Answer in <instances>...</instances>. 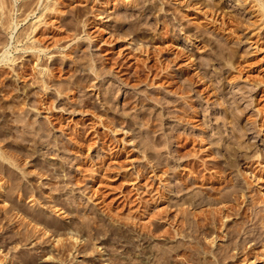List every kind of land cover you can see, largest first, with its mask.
<instances>
[{"label":"rangeland","instance_id":"1","mask_svg":"<svg viewBox=\"0 0 264 264\" xmlns=\"http://www.w3.org/2000/svg\"><path fill=\"white\" fill-rule=\"evenodd\" d=\"M8 1H10V2L8 3ZM8 1L6 0V4L8 5L7 6L8 8L5 6L4 9L5 10L11 9V11L9 10L10 16L8 15V13H6V16L10 17V19L12 20L11 22L18 21V25H17V27H15L14 24L12 23L10 28L5 30L4 29L5 27L1 26V24H0V26H1L0 27V52L2 50L1 44L3 45L5 43H7L5 47L12 49V46H14V43H13L14 40L11 36L16 35L17 32L19 33V31H21V30L24 31L26 29V27H28L30 25V22L31 23L35 22L34 19L38 18L35 16L40 14V12H38V11H40V9L42 11L43 10L42 8H44V4H45L44 1H49V3L53 4V6L56 7L55 9L57 10V11L55 10L56 12L54 11L55 13L52 12L49 17L47 16L49 21L55 23L56 25H59L61 23L60 26L64 30L66 29V27H68L66 29L65 33H68V34L71 33V36L68 37L66 40H68V39L70 40L74 34H76V33L78 34L84 23H85V28L90 33L89 34L90 36L88 38L86 36V34L83 32L79 34L80 36L76 34L77 35L76 38H74L71 41H67L69 43V45H66L65 47H53L51 45L50 49H49V54L50 53L51 54L50 55L49 54L48 55H41L43 60H41V62L40 61L39 62L42 63V65L49 64L51 66L53 62H56L57 65H60V66L65 65L66 66L65 68L67 69V71H65L64 73H60V72H57L55 70L56 75H57L56 79L59 80V82H57V83H60V84L62 83L63 85L65 84V86H68V85H70V81H72L75 77L79 78L78 79L79 83L77 85V89L75 86L72 87L71 88L72 90H70V92H68V95H69L68 98H66V99L64 98L61 101L65 105L60 103V101H59V103L55 102L56 103L55 108L50 113L45 112L41 108L36 109V107H34L35 106L34 104L36 102H38V101H36V99L37 100L40 99V95H41L43 88H40L37 83H33L31 78L28 79L27 75H25L26 77H23L21 79H17L19 81L18 82L16 80L15 71L9 72L8 78L10 77L9 80L11 79V81L12 80L14 81V82L12 81V86L16 89H11V91L13 90L12 91L13 94H9V95L4 94V91L2 90L4 87V83H3L4 80L2 77L5 76L3 74H5L4 68H6V66L4 65V61H0V132H1L0 135L2 134V136H0V145H2L4 143L3 139H6V140L7 139L8 140L14 139L15 141L16 140L21 141V139L23 138L22 132L16 131L14 128L12 130V126L18 122V121H15V119L17 118V120H18V118L21 116L24 118H25V116H26V118L28 116V118H30L31 121L34 120L35 122L33 121L32 123H30L31 125L32 124L38 125L41 122H44L42 124L43 125L45 124L44 127H46L48 130L53 129V127H52L53 123H54V125L56 123H58V121L61 119V117H63V118L67 117V119H68L67 122L69 123V128H66L62 131L57 126H56V129L54 127V129L50 131L51 133H53V132L56 133L54 135V137H55L54 142L55 143L53 144V146H51V148L47 149V148L39 146L38 149H36V151H37L36 153H38V154H36V153L32 154L33 157H35L34 161L31 160L28 163L23 162L19 165L20 167L23 165V167H21L22 168L21 170H23V171L26 170L25 173L28 174V176L30 177V180L28 179L29 177L27 176V174L25 176H23L22 173L20 174V172H22V171H20V168L18 169L16 167H14L13 165H9V167H11V168L8 169L7 171L5 170V172L0 170V264H63V263L64 264H207V262L210 264H226V263L227 264H229V263L238 264L239 261L235 260L237 257L233 258L232 256L229 255L230 257L228 256L227 258H225L226 260L225 259L223 260L221 257L222 252H220L221 250H223L222 249L223 247H226L231 243V241L229 243V240H227L225 233L228 231L227 229H230V227H231L230 225H233L234 222H231V223L228 222L227 226L229 225V227L222 226L223 232H221V234H219V236L216 238V240H213V241H215V243L212 245H211V243H213V242H211L212 240H204L203 239L204 233H202V232H200V234L195 233L194 236L196 238H194L193 232L190 231V228L186 227L187 226L186 224H184V229L186 228L187 230L185 229V232L183 233L184 236H182V237H181V235L176 236L173 234H169L167 236V234H165V233L163 234V232H162L163 227L162 226L164 225V221L162 218H160V216H162L161 213L163 210H161V209H163L166 202H163V199H162V201L159 200V199H161L160 196L161 197H163V196L169 197L172 194V200H170V201L174 202V201H176V199H174L176 197V195H179L181 192L184 194L186 193V195H187L192 191H193L192 193H194V191L201 190L204 194H206L207 191H211L212 188H210L211 187L210 183L205 184V186L200 185L199 183H198L199 185H197L196 183H193V184L191 183V184H188V185H190L189 187L187 186L188 188L187 187L185 188L186 192L184 189H183L184 191L182 190L180 192H176V191H178L177 188L179 186L181 187L182 183H180V182L183 181L182 178L180 177V175H179V177L176 176L177 172L179 171L181 175L184 174L183 177L185 176L184 178L189 179L188 180L189 182H191L190 178H193L192 177L193 174H191L190 172H187V170L189 168L187 165H185L184 162H183L184 164L182 163L183 166L179 165L180 167L176 163H172L171 164L172 167H170V169H168V172L165 173L166 175L161 171L165 167L162 164H163V159H164L163 157L166 156V150L163 147L164 142H162V141H163V139H165L166 134H168V133L170 134V133H172V131H174V130H170L168 128V127H170V125H171V127L175 125L176 131L178 132V130H179L180 131L179 133H181V134L183 133L184 135H186L185 133H189L190 131L192 133H197V131H199L200 128L201 129L203 128V126L200 125L199 122L198 123L194 122V124H188V125H183V126L178 125L179 123L177 124L175 119H172V118L170 119V118H167L165 116L166 115L165 113L168 112L169 110H174L175 107L177 109L178 106H176L174 104H176V103L179 104L178 102L183 103V101L185 103L186 99H182L183 95L184 96L188 95L190 97L192 96V98L193 97L195 98L193 100H195L196 104H198V105L195 104L196 109L197 108L201 109L200 107L203 106L202 108L212 110L213 112H215L216 114L215 113L214 114L216 116L219 114L221 115V112H223L222 108H220L222 106L218 102L216 103V101H222V99H224L225 97L226 98L228 97L227 98L228 100L230 97H231L230 99L233 98V100H234V97H235L236 100L237 99L239 100L238 103H239L241 109H243V111L245 112V114L243 112V115L241 116V118L238 119L239 123L236 124L239 127H240V125L243 124L246 127V132H248L247 133L248 135L245 133V135L241 136L242 138L241 137L239 138L241 142L243 141V150L246 149V151H249V153L247 152V155H249V154L252 155V154L259 152V154H260L259 156L264 158V143H263L264 142V23H263L264 20L263 19L264 18L259 16V12H258L259 5H257L255 3V1L253 2V0H210L211 2H209L208 5L204 4V2H203L204 0L203 1L197 0V2H195L194 0H126V1L125 0H119V1H122V3L121 2L118 3L117 2L118 0H109V1L105 0L106 2L104 0H101V2L99 0L98 1L97 0H53L54 3H57V4H54L53 1H51V0H40V1L39 0H37V1L32 0V2L30 3V8H33V11H32V13L30 12L27 15V17L25 18V14L27 13V11L25 9H27L28 7L26 8L25 4L22 5L23 4L22 2H30V1L29 0H8ZM128 1H129V3H127ZM212 1L214 4H211ZM130 2H132V3H130ZM106 3H108V4H106ZM216 4H217V6L219 5L218 6L219 8H217V9L214 8L216 6ZM220 5H222L221 6L222 9L220 8ZM9 6H10V8H9ZM154 6H157V7H154ZM210 8H211V10H210ZM4 9H0V12H1L0 18H1V16H3V14H5ZM16 10H18V11H16ZM44 10H45V8H44ZM139 10H140V12L141 11L142 12L140 13ZM3 11H4V13H3ZM97 12H99L100 15H102V16H100L99 18H96ZM101 12H102V14H101ZM202 13L206 14L205 17H204V14H202ZM117 14H118V16H116ZM119 14L121 16H124L122 14L128 15L124 19V24H122V23L120 24V22L118 21V18L120 17ZM20 15H21V17H20ZM116 17H118V18L116 19ZM213 17H215V18H213ZM4 18H5V16H4ZM57 18L58 19L60 18L59 20L62 22L59 23L58 20H56ZM212 18L215 19L214 20L215 22L212 21ZM163 19H164V21H163ZM131 20L136 21L138 23V26H140L139 28L141 29L142 32L139 31V33L145 34V36L148 39V43H149V44L147 43V45L152 47V49H154V51H156L157 49L159 50V51H157L158 52L157 55L158 56L161 55V57L159 59H163V62H165V61L168 62V59H170V57H173V54L176 55L180 51L186 52L189 56L191 55L193 58L192 57L186 58L184 56H181L182 58L179 57V59L175 60L176 62L175 61H174V63L171 62L170 65L173 67H170L171 69L169 71V74H172V77H171V75H169L167 79L165 77H163L162 80L152 81V80H150L151 76L149 78L148 77L149 75H148L147 79H146V76L142 75L140 78V82H139V80H136V81L135 80H128L127 78H125V76L123 74L124 71L121 69V64L117 65V63H114L115 61L112 60L111 56H110V54H112L114 52L124 53L127 51V50H124V48H123L124 46H122L123 44H121V42L123 40H120V39L115 40L113 35L110 34V32H108V31L115 32L116 30L122 29L123 31L125 30V32H128L127 33L128 37L127 36L126 37L131 38L133 36V33H131L129 29L126 30V28H128L127 23L129 22V24H130L132 22ZM222 20H226L229 22L227 27L226 26H223V27L219 26L218 23ZM230 20H232V21H230ZM121 22H123V21L121 20ZM161 22H163V23L167 22V23H165L166 26L168 27L167 30H169V31H167V33L166 32L164 33V30L161 28H160L161 33H159V30H160L159 27H161L163 24ZM153 24H155L156 26ZM66 25H68V26H66ZM170 26L172 27L171 29H170ZM257 26H259L260 28L262 27L261 30L260 29L256 30ZM105 27H107V28H105ZM117 27L120 29H118ZM98 28H100V29H98ZM122 30H120V31H122ZM129 32L131 34H129ZM162 34L163 35L166 34V35L163 36ZM92 35H93V37H92ZM153 36H155V37H153ZM162 36L164 39L162 38ZM134 37L135 36H133V38ZM194 37H196V38H194ZM202 37H203L204 41L199 39ZM100 38L105 40V42L101 41V43H100L99 42ZM134 41H135V44L138 43L137 40H134ZM23 43H24V41H23ZM219 44H220V46H219ZM229 46H231V49L235 50V54H233L229 51ZM218 48H219V50L221 48H223L225 55L221 54L220 55L221 57H219V55L214 56L213 54L215 52H217ZM212 50L215 52H213ZM210 52L212 53L211 55H210ZM227 52H228V54H227ZM12 53L23 54L14 63H15V65H17L15 68L17 70L18 69L21 70L23 64L26 62V64H27L26 68L28 69L26 72L27 74H29V72L31 71L30 69H32V66H35V64L38 63L37 61H35V55L30 53V52L27 53V52H22V51H20V52L13 51ZM155 55H156V52H155ZM157 55L153 56L151 63L159 60ZM211 56H212V58H211ZM209 57L212 59V61L210 60V63H212L211 64L212 67L208 68L209 71L207 70L208 71L207 73L208 74L210 73L209 74L210 79L208 80L207 77H203L202 79L197 80V78L195 77V78H193V80H191L192 81L191 87L193 89L191 88V90L188 91V93H186V94H180V93L177 94V92L175 93L176 86L184 81V78H185L184 74L186 71L191 72V74H193L194 76L202 71V69L197 68L196 65H194V66L192 65L191 67H187V64L189 62L193 61V59H194V62H203V60L205 62V59L207 61L210 59ZM216 57H219V58L217 59ZM97 58H99V59H97ZM200 59L201 60L203 59V60L201 61ZM96 60H98V61H96ZM111 61H113V62H111ZM90 62L95 63L96 64L95 67H98V68H96V72L97 73L99 72L98 73L99 77L97 80L99 81L98 85H99V88L101 91H96V90L90 88L88 85L86 86V81H87V83H89L88 81L92 77L95 76L94 72L92 73L89 71L88 65ZM172 63L175 64V66ZM218 64H220V65H218ZM220 66H222L226 70V72L224 71V73H222L221 75L216 73V71L219 72ZM195 68H196V70H195ZM79 69H83V70L80 71ZM214 69H215V71H214ZM84 72L86 74H84ZM161 75H162V71L161 72L159 71L157 76H154V77L158 78V77H161ZM163 79H165V80H163ZM150 82L152 83V85ZM159 83H161V84H159ZM174 83H178V84H174ZM29 85H31L32 87ZM26 87L27 88L29 87L28 93L30 95L28 94L29 96H26V99L24 101L27 105V106L24 105L25 112H26L25 113L24 111L22 112V110H18L19 108L15 107L14 102H16V100H14V99L16 97L18 99V96L21 95L18 99V101L19 100L21 101V99H23V98H21L23 96V93L21 91V94H20V90H22L23 88H26ZM30 88L32 90H30ZM152 88H153V90H152ZM168 88H169V91H168ZM40 89H41V91H40ZM204 90H207V93L204 92ZM83 91L86 94H84ZM103 91L104 92L108 91L109 93H107V94L111 93L110 95L114 99L113 100L110 97V99L112 101H110L111 103L108 102V103L112 104L113 107L110 104L107 105L110 107V109H111L110 111L111 112L113 111V114L116 115V116L110 115L113 122L116 119H118V118L120 119L124 116L123 118L128 119V121L131 120L130 122L135 123V125H134V123H132L133 128L130 126L131 127L130 129H126V128L125 129H119L118 127H113L114 126L113 124H106V123H105L106 125L103 123L100 124V122H99L100 118H97L96 117L97 114H95V113H98L97 112L98 109H100V108L102 109V106L100 105L101 104L100 102L96 103V97L99 96L100 97L99 100L103 101L102 100L103 98L101 99V96L104 94ZM197 91H198V93H197ZM132 93L134 95H132ZM140 93H141V96H139ZM167 93H168V95H167ZM100 94H102V95H100ZM107 94L105 92L104 96ZM147 94H149V95H147ZM175 94H176V97L178 95L179 96L178 98L182 99L183 101L174 97ZM11 95H14L13 97H15V98L11 97ZM142 95L143 96L145 95L146 97L147 96L150 97L151 95H154V96H151L152 99L151 98L148 99L146 97H143V98H145V100L142 101ZM199 95L200 96L206 95V96H204V98L202 99L199 97ZM217 95H218V97H217ZM221 95H225V96H223L224 98ZM89 96H93V97H89ZM126 96L129 98L131 97L130 99L133 100L129 105L125 104ZM209 96H210V98H209ZM10 97L13 100H11ZM137 97H141L138 100H139V102H142V104L141 103L138 104ZM153 97H155V98H153ZM88 98H89V101L91 102V104L94 103L93 106L95 105V107H94L95 109L92 108V105H91L88 107L89 110H87L89 112L85 113V112H82L83 108H81L79 106V109L77 108L76 109L77 111L75 113H69L68 112V111L72 110L71 108H73L71 106V103H74L77 105L78 103H80V100L88 99ZM71 99H73V100H71ZM154 99H158V100L156 101ZM159 99H160V101H159ZM206 99L208 102L206 101ZM217 99H219V100H217ZM75 100H77V101H75ZM161 100H163V101H161ZM92 101H94V102H92ZM170 101L172 102V104L174 106L172 105V107H171ZM229 101L233 102L232 100H229ZM105 103H107V102L104 101L103 104H105ZM217 104H219V105H217ZM234 104H235V102H234ZM124 105H126V106H124ZM14 107L16 109L15 110L16 112H13ZM65 107H66V110L64 109ZM77 107H78V105H77ZM114 107H116V108H114ZM121 107H123V108H121ZM68 108H70V109H68ZM96 108H97V111H96ZM11 109H12V111H11ZM90 110H91V113H90ZM163 110H164V112H163ZM83 111H84V109H83ZM118 113H119V115H118ZM147 113H148V116H150V114H151L150 118L147 116L148 121L152 120L151 123L150 122L148 123V121L142 122V120H143L142 117H146L145 115ZM87 114H89V115H87ZM94 114H95V116H94ZM120 114H121V117H120ZM162 114H164V117ZM22 117L19 119H22ZM155 117H156V119H155ZM201 118H203V116ZM94 119L97 121H95ZM138 119H140V121ZM165 119H166V123H165ZM260 120H262V121H260ZM77 121H79V122L76 125ZM155 121H156V125H155ZM234 121H235V119H233L231 125H235ZM47 122H49V123H47ZM80 123L84 124V125H81ZM161 123H163V124L161 125ZM157 124H159V125H157ZM93 125H94V127H93ZM111 125H113V126H111ZM194 125H195V127H194ZM57 128H58V130H57ZM8 130H11V131L15 130L16 134L15 133H13V134L9 133L7 136L3 137V135H4L3 132L8 131ZM186 130H187V132H186ZM80 131H81V133H80ZM208 132H210V131H208ZM224 133L227 134L228 131L225 130ZM259 136H260V138H259ZM66 140H68V141H66ZM71 140H73V141H71ZM22 141H23V143L24 142L27 143L26 140L22 139ZM139 141H141V142H139ZM143 141H146V142H143ZM151 141H153V143ZM184 141L185 140H182V142H179V143L178 142H170V144H169L170 146H168L167 150L169 152L172 151L170 154L173 153L172 155L174 156L175 155L174 150L177 148L178 144L183 143ZM248 141H250L251 144L253 143L250 146V149L244 148V146L249 145ZM68 142L69 143L74 142V144L77 143V144H75L76 146H80L78 144L81 143V145L85 148L82 149L83 150V152H82V150L81 151L78 150L76 147H74V145H73V147H74L73 148L71 144H68V146L66 148H64L66 150L65 151L62 150V148H61L62 144L68 143ZM86 142L88 143V145ZM107 142H109V144ZM142 142H143V144H142ZM244 142H245V144H244ZM146 143H148V144H146ZM157 144H159V145H157ZM211 144L212 145L206 144V146L216 147V145L213 142ZM107 145H108V147H106ZM147 145H148V148H146ZM160 146H161V148H160ZM188 147L191 148L192 144ZM151 148H153V149H151ZM4 149L8 150L6 147H4ZM181 149H183V150H181L182 152H185V150L187 151L186 147H182ZM251 149H253V151L255 149V151L254 152L251 151V153H250ZM38 150H39V152H38ZM109 150H111V152ZM154 150H155V152H154ZM156 150L158 151V153ZM13 151H14L13 152L14 154L19 153L18 149L13 150ZM72 151H73V153H72ZM260 151L261 152L263 151V153L261 154ZM59 153H61L60 156H59ZM62 153H63V155H62ZM157 155H159V156H157ZM242 156H240L239 158L243 159ZM158 159L162 161L161 162L162 166L159 164L160 161ZM157 161H158V163H157ZM191 161H193V160H191ZM30 163L33 165H31ZM51 163H53V164H51ZM55 163L59 165V166L57 165L56 167L57 168L60 167L59 169H61L60 171H57L60 173H57L56 175L53 174L49 170V169H51L50 166L56 165ZM155 163H157V164H155ZM262 163H264V162H262ZM256 164L257 163H255L253 165H256ZM38 165H40L41 167L37 168ZM142 165L143 166L145 165L146 167L145 166L143 167ZM258 165H261V164H258ZM24 167H26L25 170H24ZM27 167H28V169H27ZM45 167L48 168V171H45V169H46ZM108 167H110V168H108ZM140 167L142 168V171H141ZM175 167H177V168L175 169ZM183 167H185V168H183ZM43 168H44V170H43ZM40 169H41V171H40ZM177 169H178V171H177ZM34 170H35V172H34ZM28 172L31 174H29ZM50 172H51L52 176H51V174L48 175ZM173 172H175V173H173ZM207 172L212 173V170L211 171L207 170ZM232 172H234V174ZM14 173L17 174L18 179L14 178L16 176V174H14ZM18 173L22 177L19 176ZM138 173H139V175H138ZM226 173H229L228 177H227L228 180H232V179L234 180L237 176L235 171H230V172L226 171ZM40 174H42V175H40ZM65 174H66V176H65ZM12 175H14V176H12ZM38 176L40 179L38 178ZM62 176L64 178H62ZM69 176H71V177H69ZM31 177H33V178H31ZM50 177L52 178V180ZM168 177H170V178H168ZM8 178H9V180H8ZM49 179H50V181H49ZM238 179H239L240 184H242L244 192L245 193L247 192L246 193L247 197H249V195H251V194H254L256 191L257 192L255 194L258 193L257 194L258 196L262 193V192H258V190H256V191L254 190L255 192L252 193L253 190H251L250 188L249 189L246 188V185L244 184L245 179L242 176L238 177ZM46 180L48 183L50 182V184H47ZM8 181H9V183H8ZM164 181H166V182H164ZM29 182H31V184H29ZM167 182L170 183L169 186H168ZM51 183H53L55 190L57 189L56 191L54 190V187L51 186ZM21 184H23V185H21ZM1 185H3V186H1ZM216 185L217 184H215V186ZM8 186L11 187L12 189L11 188L8 189L9 188ZM17 186H19V187H17ZM22 186L24 189L21 188ZM138 186H141V187L145 186L147 188V193L144 196H148V195H150L149 194L150 192L153 193V191H154L156 196L159 197V199L157 201L158 203L157 202L153 203L151 208L149 207L152 210L158 205H159L158 207H160L159 211H158V209H157V211H155V212H158L159 214L158 213L154 214L155 215V216H153L154 218H152V214H150L151 217L149 215L150 218L147 217V214H146L147 212L145 213V211L143 210V207L140 206L141 204L139 203V201L141 199L140 197H142V196H141V194L137 193V191H136V188ZM196 186H198V187H196ZM199 186H201L202 188ZM14 187H17V188H14ZM29 187L32 188V190H34V193L38 190L36 192V196L41 197V198L38 197L39 200L38 199L30 200L31 199L30 194L32 192L29 193L31 191V189ZM58 187L61 189L59 190ZM230 187L231 186H227L226 187L227 189L225 187H224V189L221 187L220 192H223L224 190H228ZM4 188L5 189L7 188V191H5ZM52 188H53V190H52ZM194 189H196V190H194ZM206 189H208V190H206ZM8 190H10L11 192ZM171 190H172V192H171ZM3 191H5V192H3ZM27 191H29V192H27ZM9 193H12V194L9 195ZM163 193H165V194H163ZM192 193H190V194H192ZM248 193H250V194H248ZM40 194L44 195V196H41ZM49 194L52 196V198L48 197ZM8 195H9V197H7ZM125 195L127 197H124ZM29 196H30V198H29ZM55 196L57 198V201L58 202L60 201L59 203L62 204L63 206L66 203L65 206L67 209L65 208V210H69V211H66L65 214L58 213V212L54 211L53 208L49 207L50 201H52ZM260 196H261V199H264L262 197V194ZM49 199H51V200H49ZM15 201H16V203H14ZM159 201H161V202H159ZM70 204H72V205H70ZM242 204H244V203H242ZM138 206H140V208ZM158 207H156V208H158ZM191 207H193V206H189V208H191ZM192 209L190 211H193L195 213L200 214L199 213L200 211L198 210V208H196V206L194 207L193 210ZM36 211L42 212V213L44 212V215L46 214L45 215L46 218L51 217L52 219L51 218L49 219V221H48L49 223H51V221L54 220L53 222H58V223L61 222L60 225H62V226L65 224H69V223L72 224L73 230L76 229L75 233H74L75 235H73L74 237L76 236L75 239H73V238L69 237V235H66L65 233H63V230L60 231V228L58 229L59 231H56V229H54L51 226H48V227H49V229H52V230L54 229L55 234H53L54 231L53 232L51 231V232H48L47 235L42 237V235L40 233H39V235H38V233L37 234L35 233L34 235L32 233H30V232H32L31 227H33L34 225L37 224V223L35 224V222H33V220L31 219L32 214L37 213ZM155 212L153 210V213H155ZM141 213H143V214H141ZM132 216L133 217L135 216L136 219H134ZM191 216L192 215H189V217H191ZM132 218H133V220H132ZM156 218H158V219H156ZM137 220L140 222H136ZM62 222H64V224ZM143 223H147L148 226L146 224L144 225ZM150 223H152V224H150ZM154 223H155V225H154ZM40 224H41V226H40ZM141 224L144 227H142ZM150 225H151V227H150ZM37 226L43 228L44 224L38 222ZM140 226H141V228H140ZM29 227H30V229H29ZM145 227L146 228L148 227V228L146 229ZM149 227H150L151 231L148 230ZM25 228L27 231L29 229V231L27 232L25 230ZM188 229H189V232H188ZM154 231H156V232H154ZM25 232H27L28 234L30 233V235H32V236H30V235L28 236ZM151 232H152V234H150ZM161 232H162V234H161ZM185 233H186V235H185ZM145 235H147V236H145ZM213 235L215 236V233ZM60 237H61V239H59ZM64 238L65 239L67 238V240L65 241ZM197 238L199 240H196ZM55 239H59V241L55 240ZM62 241H64V242H62ZM46 242H48V243H46ZM56 242H57V244H56ZM69 242H71L72 245ZM193 243H195L194 246L196 248H194ZM83 244H86V245H83ZM208 244H210L211 246ZM251 244H253L252 240L246 241L247 247L251 246ZM259 244H257L256 246H254L252 248V250L254 251L253 252L251 250L252 253H255V251L256 252L259 251L261 253L262 249L264 251V245L260 246ZM263 244H264V242H263ZM46 245H48V246H46ZM71 246H72V248L74 246V248L72 249ZM47 247H49V250L47 249ZM67 248L69 250L71 248L72 250H70V252H69V250ZM80 248H83V249H80ZM44 249H46L47 251H45ZM207 249L209 252L207 251ZM61 251H63V252H61ZM229 251H231V249ZM63 253H65V254H63ZM262 254H263V258H264V253L262 252ZM60 255H62V256H60ZM216 256L219 258L217 259ZM208 258H209V260H208ZM210 258H211V260H210ZM220 258L222 260H219ZM263 258L262 257L259 258L260 261L258 260L259 262H256L255 264H264Z\"/></svg>","mask_w":264,"mask_h":264},{"label":"bare ground","instance_id":"2","mask_svg":"<svg viewBox=\"0 0 264 264\" xmlns=\"http://www.w3.org/2000/svg\"><path fill=\"white\" fill-rule=\"evenodd\" d=\"M8 1V0H7ZM30 2H22L23 4L22 5H24L25 4V7L27 8V9H25L26 11H27V13L25 14V18L27 17V15L31 12L32 13V11H33V8H30V3L32 2V0H29ZM37 1V0H36ZM40 1V0H39ZM51 1H53V0H51ZM98 1V0H97ZM100 2H101V0H99ZM105 1V0H104ZM109 1V0H108ZM126 1V0H125ZM195 2H197V0H194ZM203 1V0H202ZM255 1V3L257 4V5H259V7H258V12H259V16H261V17H263L264 18V0H253V2ZM10 1H8V3H9ZM45 2V4H44V8H45V10H44V8H42L43 10L41 11V9H40V11H38V12H40V14L39 15H36L35 17H38V18H35L34 20H35V22H30V25L28 26V27H26V29L23 31V30H21V31H19V33L17 32V34L16 35H14V36H11L12 38H13V40H14V46H12V49H10V48H7V47H5L6 46V44L7 43H5V44H1V48H2V50H1V52H0V61H4V65L6 66V68H4V71H5V74H3V75H5L4 77H2L3 78V83H4V87H3V91H4V94H13L12 93V91H11V89H16V88H14L13 86H12V81H11V79L9 80V78H8V73L9 72H11V71H15V76H16V80L17 79H21V78H23V77H26L25 75H27L28 76V79L29 78H31L32 79V82L33 83H37L38 85H39V87L40 88H43V90H42V92H41V95H40V99H36V101H38V102H36L34 105V107H36V109H39V108H41L42 110H44L45 112H47V113H50V112H52L53 111V109L55 108V102H57V103H59V101H60V103H62V104H64L63 102H61L64 98L66 99V98H68V92H70V90H72L71 88L72 87H76V89H77V85H78V83H79V78H77V77H75L72 81H70V85H68V86H65V84L63 85L62 83L60 84V83H57V82H59V80L58 79H56V77H57V75H56V71L57 72H60V73H64L65 71H67V69L65 68L66 66L64 65V66H60V65H57V63L56 62H53L52 63V65L50 66L49 64H46V65H42V63H40L41 62V60H43V58H42V56L41 55H48L49 54V49H50V46L52 45L53 47H65L66 45H69V43L67 42V41H71V40H73L74 38H76L77 37V35H79L80 33H85L86 34V36L89 38V32H88V30L85 28V23L83 24V26H82V28L80 29V31H79V33L76 35V34H74L73 35V37H71V39L69 40H66L68 37H70L71 36V33H65V31H66V29L68 28V27H66V26H68V25H66L65 27H66V29L64 30V29H62V27L60 26V22H62V21H60L58 18L56 19V20H58V22L60 23L59 25H56L55 23H53V22H51V21H49V19H48V17L51 15V13L52 12H54L56 9V7L55 6H53V4H50L49 3V1H44ZM106 2V1H105ZM118 3L119 2H121L122 3V1H117ZM124 2V1H123ZM199 2V1H198ZM204 2V4L206 5H208L209 4V2H211L210 0H204L203 1ZM53 3H54V1H53ZM99 3V2H98ZM104 3V2H103ZM127 3H129V1L127 2ZM130 3H132V2H130ZM155 3V2H154ZM216 3V2H215ZM39 4V3H38ZM54 4H57V3H54ZM106 4H108V3H106ZM126 4V3H125ZM211 4H214L213 3V1H212V3ZM219 4V3H218ZM10 5V4H9ZM20 5V4H19ZM27 5V6H26ZM33 5V4H32ZM103 5V4H102ZM136 5V4H135ZM204 5V6H205ZM7 7L8 5L6 4V0H0V9H4V7ZM12 6V5H11ZM21 6V5H20ZM42 6V5H41ZM214 6V5H213ZM212 6V7H213ZM219 6V5H218ZM217 6V4H216V6L214 7L215 9H217V8H219ZM222 5H220V8L222 9V7H221ZM34 7V6H33ZM152 7V6H151ZM154 7H157V6H154ZM8 8V7H7ZM9 8H10V6H9ZM20 8V7H19ZM23 8V7H22ZM134 8V7H133ZM132 8V9H133ZM208 8V7H207ZM39 9V8H38ZM98 9V8H97ZM103 9V8H102ZM136 9V8H135ZM147 9V8H146ZM5 10V9H4ZM10 11H11V9H9ZM9 10H5V14H3L4 13V11H3V16H1V18H0V24H1V26H3V27H5L4 29L6 30V29H8V28H10V26H11V24L13 23L14 24V26L15 27H17V25H18V21H14V22H11L12 20L10 19V17H7L6 16V13H8V15H9ZM23 10V9H22ZM126 10V9H125ZM201 10V9H200ZM210 10H211V8H210ZM16 11H18V10H16ZM57 11V10H56ZM55 11V12H56ZM94 11V10H93ZM101 11V10H100ZM149 11V10H148ZM204 11V10H203ZM213 11V10H212ZM217 11V10H216ZM25 12V11H24ZM54 12V13H55ZM138 12V11H137ZM139 12H140V10H139ZM142 12V11H141ZM140 12V13H141ZM152 12V11H151ZM154 12V11H153ZM1 13V12H0ZM85 13V12H84ZM94 13V12H93ZM123 13V12H122ZM131 13V12H130ZM205 13V12H204ZM204 13H202V14H204ZM207 13V12H206ZM216 13V12H215ZM20 14V13H19ZM101 14H102V12H101ZM1 15V14H0ZM32 15V14H31ZM104 15V14H103ZM120 15V14H119ZM122 15H124V16H121L120 15V17L118 18V17H116V19L118 18V21L120 22V24L122 23V24H124V19L128 16L127 14L125 15V14H122ZM134 15V14H133ZM132 15V16H133ZM136 15V14H135ZM161 15V14H160ZM205 15L206 14H204V17H205ZM4 16H5V18H4ZM10 16V15H9ZM48 16V17H47ZM96 18H99L100 16H102V15H100V13L99 12H97V14H96ZM116 16H118V14L116 15ZM137 16V15H136ZM209 16V15H208ZM207 16V17H208ZM211 16V15H210ZM18 17V16H17ZM20 17H21V15H20ZM19 18V17H18ZM24 18V19H25ZM90 18V17H89ZM108 18V17H107ZM135 18V17H134ZM209 18V17H208ZM213 18H215V17H213ZM212 18V21L213 22H215L214 20L215 19H213ZM233 18V17H232ZM231 18V19H232ZM23 19V18H22ZM38 19V20H37ZM81 19V18H80ZM133 19V18H132ZM223 19V18H222ZM37 20V21H36ZM109 20V19H108ZM121 20L123 21V22H121ZM262 20V19H261ZM264 20V19H263ZM132 21V20H131ZM163 21H164V19H163ZM210 21V20H209ZM217 21V20H216ZM230 21H232V20H230ZM126 22V21H125ZM157 22V21H156ZM262 22V21H261ZM161 23H163V22H161ZM165 23H167V22H165ZM165 23H163L162 24V26L161 27H159V29L161 28V29H163L164 30V33L166 32L167 33V31H169V30H167V26H166V24ZM264 23V22H263ZM119 24V23H118ZM219 26H226L227 27V25L229 24V22L228 21H226V20H222V21H220L219 23ZM217 24V25H218ZM262 24V23H261ZM80 25V24H79ZM127 25H128V28H126V30L127 29H129L130 30V32L131 33H133V36H135L134 38H133V36L131 37V38H127L128 36H127V33L128 32H125V30L123 31L122 29H120V28H118V29H120V30H122V31H120V30H116L115 32H113V31H108V32H110V34H112L113 35V37L115 38V40L116 39H120V40H123L122 42H121V44H123L122 46H124L123 48H124V50H127L126 52H124V53H122V52H114V53H112V54H110V56H111V59L112 60H114L115 62L114 63H117V65L118 64H121V69L124 71L123 72V74H124V76H125V78H127L128 80H139V82H140V78H141V76L142 75H145L146 76V79H147V76L150 78V76H151V78H150V80H152V81H158V80H162V78L163 77H165L166 79L168 78V76L169 75H171V77H172V74H169V71H170V67H173V66H171L170 65V63L171 62H173L174 63V61L175 60H177V59H179V57H181V56H184V57H186V58H190V57H192L191 55L189 56L186 52H184V51H180L178 54H176V55H174L173 54V57H170V59H168V62H163V59H159L160 57H161V55L160 56H158L157 55V51H159L158 49L156 50V51H154V49H152V47H150V46H148L147 45V43H148V39H147V37L145 36V34H141V33H139V31H141V29L139 28L140 26H138V23L136 22V21H132L130 24H129V22L127 23ZM153 25H155V24H153ZM172 25V24H171ZM0 26V27H1ZM97 26V25H96ZM108 26V25H107ZM117 26V25H116ZM120 26V25H119ZM156 26V25H155ZM153 27V26H152ZM218 27V26H217ZM256 27V26H255ZM71 28V27H70ZM79 28V27H78ZM95 28V27H94ZM105 28H107V27H105ZM157 28V27H156ZM172 27L170 26V29H171ZM262 28V27H261ZM261 28L259 27V26H257V28H256V30H258V29H260L261 30ZM98 29H100V28H98ZM104 29V28H103ZM161 29L159 30V33H161L160 31H161ZM223 29V28H222ZM90 30V29H89ZM102 30V29H101ZM113 30V29H112ZM115 30V29H114ZM14 31V30H13ZM120 31V32H119ZM74 32V31H73ZM76 32V31H75ZM129 32V34H131ZM142 32V31H141ZM259 32V31H258ZM98 33V32H97ZM261 33V32H260ZM38 34V35H37ZM73 34V33H72ZM93 34V33H92ZM99 34V33H98ZM147 35V34H146ZM163 35V34H162ZM164 35H166V34H164ZM163 35V36H164ZM193 35V34H192ZM257 35V34H256ZM80 36V35H79ZM127 36V37H126ZM159 36V35H158ZM161 36V35H160ZM163 36H162V38H163ZM92 37H93V35H92ZM153 37H155V36H153ZM84 38V37H83ZM91 38V37H90ZM111 38V37H110ZM149 38V37H148ZM157 38V37H156ZM155 38V39H156ZM194 38H196V37H194ZM93 39V38H92ZM106 39V38H105ZM153 39V38H152ZM160 39V38H159ZM164 39V38H163ZM200 40H202V41H204V39H203V37L202 38H199ZM208 39V38H207ZM77 40V39H76ZM134 40H137V44H135V41ZM10 41V40H9ZM23 41H24V43H23ZM101 41L103 42H105V40H103L102 38H100L99 39V42L101 43ZM108 41V40H107ZM80 42V41H79ZM110 42V41H109ZM120 42V41H119ZM114 43V42H113ZM205 43V42H204ZM104 44V43H103ZM149 44V43H148ZM206 44V43H205ZM101 45V44H100ZM154 45V44H153ZM210 45V44H209ZM3 46V47H2ZM219 46H220V44H219ZM11 47V46H10ZM215 47V46H214ZM154 48V47H153ZM217 48V47H216ZM228 48V47H227ZM213 49V48H212ZM225 49V48H224ZM118 50V49H117ZM180 50V49H179ZM214 50V49H213ZM212 50V51H213ZM218 50H219V48H218ZM217 50V52H215V51H213V52H215L213 55L214 56H217V55H219V57H221L220 55L222 54H224V50H223V48H221L219 51ZM13 51H17V52H20V51H22V52H27V53H32V54H34L35 55V61H37L38 63H36L35 64V66H32V69H30L31 71L29 72V74H27L26 72H27V68H26V62L23 64V66H22V68H21V70L20 69H16L15 67L17 66V65H15V61L18 59V58H20L23 54H21V53H17V54H15V53H12ZM116 51V50H115ZM120 51V50H119ZM162 51V50H161ZM160 51V52H161ZM229 51L231 52V53H233V54H235V50L234 49H231V46H229ZM155 52H156V55H157V57H158V59L159 60H157L156 62L154 61V62H152L151 63V61H152V58H153V56H156L155 55ZM229 52V53H230ZM171 53V52H170ZM174 53V52H173ZM209 53V52H208ZM25 54V53H24ZM51 54V53H50ZM49 54V55H50ZM212 53L210 52V55H211ZM227 54H228V52H227ZM27 55V54H26ZM86 55V54H85ZM84 55V56H85ZM225 55V54H224ZM230 55V54H229ZM233 56V55H232ZM156 57V58H157ZM219 57H216L217 59L219 58ZM51 58V57H50ZM110 58V57H109ZM182 58V57H181ZM193 58V57H192ZM191 58V59H192ZM210 58V57H209ZM208 58V59H209ZM211 58H212V56H211ZM209 59L208 61L205 59V62H204V60H203V62H194V59H193V61H191V62H189L188 64H187V67H191L192 65L194 66V65H196V67L197 68H199V69H202V71L201 72H199L198 74H196L195 76L193 75V74H191V72H189V71H186L185 72V74H184V76H185V78H184V81L183 82H181L179 85H177L176 86V90H175V93L177 92V94L178 93H180V94H186V93H188V91H190L191 90V84H192V81L191 80H193V78H197V80L198 79H202L203 77H207L208 78V80L210 79V76H209V74L207 73L209 70H208V68H210V67H212L211 66V64L212 63H210V60L212 61V59ZM215 58V59H216ZM85 59V58H84ZM90 59V58H89ZM97 59H99V58H97ZM106 59V58H105ZM108 59V58H107ZM110 59V60H111ZM214 59V60H215ZM88 60V59H87ZM166 60V59H165ZM189 60V59H188ZM201 60V59H200ZM201 60V61H202ZM40 61V62H39ZM85 61V60H84ZM96 61H98V60H96ZM94 62V61H93ZM93 62H90L89 63V71L90 72H94L95 73V76L94 77H92L88 82L89 83H87V81H86V86L88 85L90 88H92V89H94V90H96V91H101L100 90V88H99V85H98V77H99V75H98V73L96 72V68H98V67H95L96 66V64L95 63H93ZM111 62H113V61H111ZM160 62V63H159ZM176 62V61H175ZM178 62V61H177ZM2 63V62H1ZM14 63V64H13ZM23 63V62H22ZM79 63V62H78ZM172 63V64H173ZM17 64V63H16ZM164 64V65H163ZM179 64V63H178ZM3 65V66H4ZM34 65V64H33ZM54 65V66H53ZM160 65V66H159ZM162 65V66H161ZM174 66H175V64H173ZM218 65H220V64H218ZM223 65V64H222ZM2 66V67H3ZM78 66V65H77ZM224 66V65H223ZM226 66V65H225ZM186 67V68H187ZM185 68V69H186ZM220 68V69H219ZM218 69H219V72H217L216 71V73H218L219 75H221L222 73H224V71L226 72V70H225V68H223L222 66H220ZM217 69V68H216ZM227 69V68H226ZM56 70V71H55ZM80 71H82L83 69H79ZM175 70V69H174ZM187 70V69H186ZM195 70H196V68H195ZM208 70V71H207ZM229 70V69H228ZM85 71V70H84ZM99 71V70H98ZM117 71V70H116ZM159 71L161 72L162 71V75H161V77H154V76H157V74L159 73ZM214 71H215V69H214ZM230 71V70H229ZM122 72V71H121ZM175 72V71H174ZM196 72V71H195ZM228 72V71H227ZM80 73V72H79ZM106 73V72H105ZM164 73V74H163ZM172 73V72H171ZM179 73V72H178ZM84 74H86L85 72H84ZM117 74V73H116ZM122 74V75H123ZM91 75V74H90ZM144 76V77H145ZM183 76V75H182ZM218 76V75H217ZM223 77V76H222ZM120 78V77H119ZM178 78V77H177ZM122 79V78H121ZM180 79V78H179ZM25 80V79H24ZM81 80V79H80ZM163 80H165V79H163ZM174 80V79H173ZM172 80V81H173ZM18 81V80H17ZM27 81V80H26ZM149 81V80H148ZM205 81V80H204ZM203 81V82H204ZM14 82V81H13ZM19 82V81H18ZM101 82V81H100ZM206 82V81H205ZM151 83V82H150ZM195 83V82H194ZM15 84V83H14ZM100 84V83H99ZM148 84V83H147ZM157 84V83H156ZM159 84H161V83H159ZM174 84H178V83H174ZM3 85V84H2ZM151 85H152V83H151ZM200 85V84H199ZM211 85V84H210ZM213 85V84H212ZM29 86H31V85H29ZM53 86V87H52ZM85 86V87H86ZM135 86V85H134ZM158 86V85H157ZM170 86V85H169ZM193 86V85H192ZM13 87V88H12ZM32 87V86H31ZM38 87V86H37ZM79 87V86H78ZM207 87V86H206ZM22 88V87H21ZM161 88V87H160ZM165 88V87H164ZM173 88V87H172ZM212 88V87H211ZM215 88V87H214ZM221 88V87H220ZM20 89V88H19ZM39 89V88H38ZM150 89V88H149ZM159 89V88H158ZM162 89V88H161ZM193 89V88H192ZM205 89V88H204ZM213 89V88H212ZM30 90H32L31 88H30ZM74 90V89H73ZM81 90V89H80ZM108 90V89H107ZM137 90V89H136ZM152 90H153V88H152ZM151 90V91H152ZM201 90V89H200ZM15 91V90H14ZM21 91H22V93H23V96L21 97V98H23V99H21V101L19 100L18 101V99H19V97L21 96V95H19L18 96V99H17V97L15 98V97H13L14 95H11V97H13V98H15L14 100H16V102H14V104H15V107L16 108H19L18 110H22V112L24 111L25 112V108H24V105L25 106H27L26 105V103L24 102L25 101V99H26V96H29L30 94L28 93L29 92V87L27 88H23L22 90H20V94H21ZM40 91H41V89H40ZM147 91V90H146ZM162 91V90H161ZM168 91H169V88H168ZM167 91V92H168ZM171 91V90H170ZM214 91V90H213ZM16 92V91H15ZM86 92V91H85ZM106 92V94L107 93H109L108 91H105ZM105 92L103 91V93L105 94ZM172 92V91H171ZM204 92H206L207 93V90H204ZM215 92V91H214ZM17 93V92H16ZM36 93V92H35ZM74 93V92H73ZM83 93H84V91H83ZM100 93V92H99ZM145 93V92H144ZM196 93V92H195ZM197 93H198V91H197ZM216 93V92H215ZM222 93V92H221ZM220 93V94H221ZM18 94V93H17ZM29 94V95H28ZM34 94V93H33ZM38 94V93H37ZM36 94V95H37ZM70 94V93H69ZM84 94H86V93H84ZM104 94L102 95V94H100V95H102L101 96V99L103 100V101H101V100H99V96H97L96 97V103L97 102H100L101 104V106H102V109L100 108V109H98V111H97V108H96V111L98 112V113H95V114H97V118H100V124L101 123H103V124H113V125H111V126H113V127H118L119 129H130L131 127H132V123H134V122H130V121H128V119H126V118H118V119H116L114 122H113V120L111 119V117H110V115L112 116V115H114V116H116L115 114H113V111L111 112L110 110V107L109 106H107L108 104H110L111 102L110 101H112L111 99H110V97L112 98V96L110 95V94H107V95H105L104 96ZM113 94V93H112ZM150 94V93H149ZM149 94H147V95H149ZM164 94V93H163ZM190 94V93H189ZM200 94V93H199ZM204 94V93H203ZM210 94V93H209ZM32 95V94H31ZM35 95V94H34ZM132 95H134L133 93H132ZM146 95V94H145ZM143 96L142 95V101H144L145 100V98H143V97H146V96ZM155 95V94H154ZM154 95H151V96H154ZM162 95V94H161ZM167 95H168V93H167ZM226 95V94H225ZM225 95H221L222 97L223 96H225ZM7 96V95H6ZM139 96H141V93H140V95ZM146 97V98H148V99H152V97ZM204 96H206V95H204ZM204 96L202 95V96H200L199 95V97L200 98H204ZM233 96V95H232ZM235 96V95H234ZM10 97V98H11ZM35 97V96H34ZM71 97V96H70ZM84 97V96H83ZM89 97H93V96H89ZM162 97V96H161ZM174 97H176V94L174 95ZM179 96L177 95V97L176 98H178ZM196 97V96H195ZM217 97H218V95H217ZM216 97V98H217ZM36 98V97H35ZM131 98V97H130ZM129 97H127L126 96V102H125V104L126 105H129L133 100H131ZM134 98V97H133ZM141 97H137V100L138 99H140ZM153 98H155V97H153ZM160 98V97H159ZM164 98V97H163ZM162 98V99H163ZM209 98H210V96H209ZM224 98V97H223ZM228 98V97H227ZM226 97L224 98V99H222V101H216V103L218 102L222 107H220V108H222V110H223V112H221V115L219 114V115H215L216 113L215 112H213L212 110H208V109H205V108H202V107H200L201 109H196V107H195V104H196V101L195 100H193V99H195L194 97L192 98V96L190 97V96H184L183 95V98L182 99H186L185 100V103H184V101L182 100V99H180V98H178V99H180V100H182L183 101V103H180V102H178L179 104H174V105H176V106H178L177 107V109H176V107H175V109L174 110H167L168 112H166L165 114V116L167 117V118H172V119H175V121L177 122V124L178 125H188V124H194V122H199V124L200 125H202L203 126V128L201 129H199V131H197V133H192L191 131L189 132V133H185L186 135H184L183 133L181 134V133H179L180 131L178 130V132L176 131V126L174 125V126H172L171 127V125H170V127H168L170 130H174V131H172V133H168V134H166L165 135V139H163V141L162 142H164V149L166 150V156L165 157H163L164 159H163V166H165L164 167V169L163 170H161L164 174L166 173V172H168V169H170V167H172L171 166V164L172 163H176L178 166L179 165H182V163L184 162L185 163V165H187L188 166V170H187V172H190L191 174H193V178H190V180H191V182H189L188 180L189 179H187V178H184L183 177V175L184 174H180V172L178 171V169H177V175L176 176H178L179 177V175H180V177L182 178V182H180V183H182L181 184V187L179 186L178 188H177V190L178 191H176V192H180V191H182L183 189L185 190V188L188 186H190V185H188V184H193V183H196L197 185H204L205 186V184H207V183H210L211 184V187L210 188H212V190L211 191H207V195L206 194H204L201 190H197V191H194V193H192V192H190V193H192V194H187L186 195V193L184 194V193H180L179 195H176V197L174 198V199H176V201H174V202H172V201H170V200H172V194H171V196H169V197H166V196H163V197H161L160 196V198L161 199H159V197H157L156 196V194L154 193V191H153V193H149L150 195H148V196H144L146 193H147V188L145 187V186H138L137 188H136V191H137V193H139V194H141V196L142 197H140L141 199H140V201H139V203L141 204L140 206H142L143 207V210L145 211V213L147 214V217H149V215L150 214H152V218H154L153 216H155L154 214H156V213H158V212H155V211H157V209H158V211H159V208L160 207H158V206H156V207H158V208H154L153 210H154V212L155 213H153V210L152 209H150L151 208V206L153 205V203H156L157 201H158V199L159 200H161L162 201V199H163V202H166V204L164 205V207H163V209H161V210H163L162 211V213H161V215L162 216H160V218H162L163 219V221H164V225L162 226L163 227V230H162V232H163V234L165 233V234H167V236L169 235V234H173V235H178V236H180L181 235V237L182 236H184L183 235V233L185 232V229H184V224H186L185 226L186 227H188V228H190V231L191 232H193V237L194 238H196L195 236H194V234L195 233H199L200 234V232H202V233H204V240H212L211 242H213V243H211V245L212 244H214L215 243V241H213V240H216V238L219 236V234H221V232H223V230H222V226H226V227H229V225L227 226V223L228 222H234L233 223V225H230L231 227H230V229H227L228 231L225 233L226 235V238H227V240H229V243H230V241H231V243L228 245V246H226V247H223L222 249L224 250H219L220 252H222L221 253V257H222V259L224 260L225 258H227L229 255L230 256H232L233 258L235 257H237L235 260H237V261H239L238 262V264H255L256 262H259L260 260H259V258H263V254H262V252L264 253V251H263V249H262V252L260 253L259 251H255V253H252V248L254 247V246H256L257 244H259L260 246H263L264 244H263V242H264V199H261V194H262V197L264 198V163H262V162H264V158L263 157H261V156H259L260 154H259V152H257V153H255V154H252V155H247V152L249 153V151H246V149L245 150H243V141L241 142L240 141V137L241 136H243V135H245V133L247 134L248 132H246V127L242 124V125H240V127L239 126H237L236 124L237 123H239V121H238V119L239 118H241V116L243 115V109H241V107H240V105H239V103H238V99L236 100L235 99V97H234V100H233V98L232 99H230L229 98V100H232L233 102H230L228 99H227ZM93 99V98H92ZM113 99V98H112ZM165 99V98H164ZM11 100H13L12 98H11ZM31 100V99H30ZM70 100V99H69ZM71 100H73V99H71ZM99 100V101H98ZM114 100V99H113ZM124 100V101H125ZM131 100V101H130ZM147 100V99H146ZM154 100H158V99H154ZM197 100V99H196ZM217 100H219V99H217ZM75 101H77V100H75ZM95 101V100H94ZM94 101H92V102H94ZM104 101H106L107 103H105V104H103V102ZM135 101V100H134ZM151 101V100H150ZM159 101H160V99H159ZM161 101H163V100H161ZM169 101V100H168ZM175 101V100H174ZM201 101V100H200ZM199 101V102H200ZM205 101V100H204ZM206 101H207V99H206ZM65 102V101H64ZM73 102V101H72ZM108 102H110V103H108ZM138 102V104L139 103H141L142 104V102H139V100L137 101ZM171 102V101H170ZM198 102V101H197ZM208 102V101H207ZM234 102H235V104H234ZM29 103V102H28ZM33 103V102H32ZM31 103V104H32ZM136 103V102H135ZM159 103V102H158ZM164 103V102H163ZM169 103V102H168ZM174 103V102H173ZM94 104V103H93ZM93 104H91V102L89 101V98L88 99H82V100H80V103H78L77 105H78V107H77V105L76 104H74V103H71V106L73 107V108H71L72 110L71 111H68L69 113H75L77 110V108L79 109V106L81 107V108H83L84 109V111H83V109H82V112H89V111H87V110H89L88 109V107L89 106H91L92 105V108H94L95 107V105L93 106ZM171 104V107H172V102L170 103ZM201 104V103H200ZM219 104H217V105H219ZM234 104V105H233ZM33 105V104H32ZM65 105V104H64ZM110 105H112V104H110ZM126 105H124V106H126ZM144 105V104H143ZM142 105V106H143ZM163 105V104H162ZM173 105V106H174ZM196 105H198V104H196ZM207 105V104H206ZM59 106V105H58ZM57 106V107H58ZM67 106V105H66ZM135 106V105H134ZM168 106V105H167ZM214 106V105H213ZM15 107H14V110H13V112H16L15 110ZM69 107V106H68ZM112 107H113V105H112ZM156 107V106H155ZM170 107V106H169ZM205 107V106H204ZM62 108V107H61ZM114 108H116V107H114ZM121 108H123V107H121ZM157 108V107H156ZM163 108V107H162ZM210 108V107H209ZM13 109V108H12ZM12 109H11V111H12ZM65 110H66V107L64 108ZM63 109V110H64ZM68 109H70V108H68ZM95 109V108H94ZM118 109V108H117ZM165 109V108H164ZM17 110V111H18ZM86 110V111H85ZM123 110V109H122ZM157 110V109H156ZM245 110V109H244ZM79 111V110H78ZM116 112V111H115ZM114 112V113H115ZM118 112V111H117ZM163 112H164V110H163ZM162 112V113H163ZM26 113V112H25ZM90 113H91V110H90ZM94 113V112H93ZM120 113V112H119ZM119 113H118V115H119ZM159 113V112H158ZM215 113V114H214ZM80 114V113H79ZM95 114H94V116H95ZM145 114V113H144ZM150 114V113H149ZM244 114H245V112H244ZM26 115V114H25ZM31 115V114H30ZM46 115V114H45ZM50 115V114H49ZM87 115H89V114H87ZM93 115V114H92ZM153 115V114H152ZM156 115V114H155ZM158 115V114H157ZM160 115V114H159ZM163 115V117H164V114H162ZM263 115V114H262ZM51 116V115H50ZM71 116V115H70ZM113 116V117H114ZM146 117H142V122H146V121H148L147 120V116H148V113L145 115ZM150 116H151V114H150ZM150 116H148L149 118H150ZM203 116V118H201ZM22 117V116H21ZM21 117H19V118H21ZM54 117V116H53ZM69 117V116H68ZM85 117V116H84ZM89 117V116H88ZM118 117V116H117ZM120 117H121V114H120ZM165 117V118H166ZM18 118V120H17V118L15 119V121H18L16 124H14L13 126H12V130H13V128L16 130V131H21L22 132V136H23V140H26L27 141V143H23V141H22V139H21V141H15L14 139L13 140H6V139H3L4 140V143L2 144V145H0V170L1 171H4L5 172V170L7 171L8 169H10L11 167H9V165H13L14 167H16V168H20V171H22V172H20V174L22 173V175L23 176H25L27 173H25L26 172V170H25V168L26 167H24V170L25 171H23V170H21L22 168L21 167H23V165L20 167L19 165L21 164V163H23V162H25V163H28L29 161H34L35 159V157H33V155L32 154H34V153H36L37 151H36V149H38V147L39 146H41V147H44V148H51V146H53V144L55 143L54 142V135L56 134V133H51L50 131L51 130H53L54 129V127H55V129H56V126L62 131V130H64V129H66V128H69V123L67 122V117H65V118H63V117H61V119L58 121V123H56L55 125H54V123H53V125H52V127H53V129H47L46 127H44V125L42 124V123H44V122H41L40 124H36V125H31L30 123H32L33 121H31L30 120V118H28V116H27V118H26V116H25V118L24 117H22V119H19ZM33 118V117H32ZM35 118V117H34ZM38 118V117H37ZM46 118V117H45ZM116 118V117H115ZM39 119V118H38ZM54 119V118H53ZM56 119V118H55ZM145 119V120H144ZM155 119H156V117H155ZM233 119H235V125H231L232 124V121H233ZM37 120V119H36ZM95 120V119H94ZM139 121H140V119H138ZM158 120V119H157ZM160 120V119H159ZM237 120V121H236ZM48 121V120H47ZM50 121V120H49ZM52 121V120H51ZM56 121V120H55ZM95 121H97V120H95ZM152 121V120H151ZM151 121H148V123L150 122L151 123ZM243 121V120H242ZM260 121H262V120H260ZM14 122V121H13ZM35 122V121H34ZM70 122V121H69ZM78 122L79 121H77L76 122V125L78 124ZM81 122V121H80ZM92 122V121H91ZM98 122V123H99ZM141 122V123H142ZM159 122V121H158ZM162 122V121H161ZM233 122V123H234ZM20 123V124H19ZM47 123H49V122H47ZM97 123V122H96ZM165 123H166V119H165ZM169 123V122H168ZM81 124V123H80ZM94 124V123H93ZM105 124V125H106ZM153 124V123H152ZM160 124V123H159ZM159 124H157V125H159ZM163 123H161V125H162ZM81 125H84V124H81ZM88 125V124H87ZM92 125V124H91ZM134 125H135V123H134ZM144 125V124H143ZM155 125H156V121H155ZM160 125V126H161ZM246 125V124H245ZM104 126V125H103ZM109 126V125H108ZM131 126V127H130ZM150 126V125H149ZM165 126V125H164ZM197 126V125H196ZM201 126V127H202ZM48 127V126H47ZM82 127V126H81ZM84 127V126H83ZM93 127H94V125H93ZM110 127V126H109ZM142 127V126H141ZM192 127V126H191ZM194 127H195V125H194ZM262 127V126H261ZM58 128H57V130H58ZM133 128V127H132ZM155 128V127H154ZM160 128V127H159ZM179 128V127H178ZM229 128V129H228ZM113 129V128H112ZM145 129V128H144ZM165 129V128H164ZM187 129V128H186ZM194 129V128H193ZM213 129V130H212ZM250 129V128H249ZM11 131V130H8V131H4L3 133H4V135H3V137L4 136H7L9 133L10 134H13V133H15L16 131ZM79 130V129H78ZM84 130V129H83ZM88 130V129H87ZM135 130V129H134ZM151 130V129H150ZM225 130H227L228 131V133L227 134H225L224 133V131ZM252 130V129H251ZM250 130V131H251ZM89 131V130H88ZM109 131V130H108ZM114 131V130H113ZM208 131H212L211 133L210 132H208ZM50 132V133H49ZM123 132V131H122ZM170 132V131H169ZM183 132V131H182ZM186 132H187V130H186ZM194 132V131H193ZM259 132V131H258ZM1 133V132H0ZM20 133V132H19ZM18 133V134H19ZM80 133H81V131H80ZM128 133V132H127ZM126 133V134H127ZM142 133V132H141ZM165 133V132H164ZM257 133V132H256ZM16 134V133H15ZM21 134V133H20ZM83 134V133H82ZM248 135V134H247ZM0 136H2V134L0 135ZM19 136V135H18ZM46 136V137H45ZM49 136V137H48ZM57 136V135H56ZM142 136V135H141ZM82 137V136H81ZM85 137V136H84ZM88 138V137H87ZM242 138V137H241ZM259 138H260V136H259ZM144 139V138H143ZM146 139V138H145ZM252 139V138H251ZM78 140V139H77ZM80 140V139H79ZM82 140V139H81ZM182 140H185L183 143H180V144H178L179 142H182ZM242 140V139H241ZM247 140V139H246ZM245 140V141H246ZM253 140V139H252ZM251 140V141H252ZM66 141H68V140H66ZM70 141V140H69ZM71 141H73V140H71ZM75 141V140H74ZM107 141V140H106ZM157 141V140H156ZM256 141V140H255ZM254 141V142H255ZM139 142H141V141H139ZM143 142H146V141H143ZM143 142H142V144H143ZM152 143H153V141H151ZM170 142H178L177 144H178V146H177V148L174 150V152H175V157L172 155V154H170L171 152H169L168 150H167V148H168V146H170L169 144H170ZM214 143L215 145H216V147H213V146H206V144H210V145H212L211 143ZM249 142V145H246V146H244V148H249L250 149V146L253 144H251V142L250 141H248ZM247 142V143H248ZM87 143V142H86ZM103 143V142H102ZM101 143V144H102ZM108 144H109V142H107ZM159 143V142H158ZM246 143V144H247ZM264 143V142H263ZM61 144V143H60ZM68 144H71L72 145V147H73V145H74V147H76L78 150H82V149H84L85 147H83L82 145H81V143L80 144H78V145H80V146H76L75 144H77V143H75L74 144V142L73 143H64V144H62V150H66V149H64V148H66L67 146H68ZM91 144V143H90ZM146 144H148V143H146ZM155 144V143H154ZM162 144V143H161ZM160 144V145H161ZM192 144V147L191 148H189L188 146H190ZM244 144H245V142H244ZM87 145H88V143H87ZM117 145V144H116ZM153 145V144H152ZM157 145H159V144H157ZM156 145V146H157ZM173 145V144H172ZM214 145V146H215ZM50 146V147H49ZM55 146V145H54ZM58 146V145H57ZM144 146V145H143ZM4 147H6L8 150H5L4 149ZM28 147V148H27ZM71 147V146H70ZM73 147V148H74ZM106 147H108V145L106 146ZM182 147H186V149H187V151L185 150V152H182L181 150H183V149H181ZM188 147V148H187ZM253 147V146H252ZM60 148V149H61ZM146 148H148V145H147V147ZM158 148V147H157ZM156 148V149H157ZM160 148H161V146H160ZM159 148V149H160ZM16 149H18V151H19V153L17 154L16 152V154H14L13 152V150H16ZM58 149V148H57ZM87 149V148H86ZM151 149H153V148H151ZM56 150V149H55ZM61 150V151H62ZM74 150V149H73ZM148 150V149H147ZM161 150V149H160ZM163 150V149H162ZM110 152H111V150H109ZM152 151V150H151ZM157 151V150H156ZM251 151L252 152H254L255 151V149H254V151H253V149H251L250 150V153H251ZM38 152H39V150H38ZM82 152H83V150H82ZM154 152H155V150H154ZM261 152V151H260ZM64 153V152H63ZM63 153H62V155H63ZM72 153H73V151H72ZM157 153H158V151H157ZM165 153V152H164ZM163 153V154H164ZM243 153V154H242ZM263 153V151L261 152V154ZM36 154H38V153H36ZM82 154V153H81ZM112 154V153H111ZM110 154V155H111ZM61 155V153H59V156ZM120 155V154H119ZM155 155V154H154ZM243 155V156H242ZM85 156V155H84ZM157 156H159V155H157ZM214 156V157H213ZM240 156H242L243 157V159L242 158H239ZM40 159V158H39ZM159 160V159H158ZM191 160H193V161H191ZM3 161V162H2ZM160 161V165H161V160H159ZM24 163V164H25ZM32 163V162H31ZM30 163V164H31ZM157 163H158V161H157ZM157 163H155V164H157ZM183 163V164H184ZM255 163H257L256 165H253V164H255ZM51 164H53V163H51ZM50 164V165H51ZM56 164V163H55ZM258 164H261V165H258ZM31 165H33V164H31ZM58 164H56V165H52V166H50L51 167V169H49L53 174H57V173H60V172H57V171H60L61 169H59L60 167H56ZM161 165V166H162ZM184 165V166H185ZM26 166V165H25ZM59 166V165H58ZM61 166V165H60ZM106 166V165H105ZM143 166V165H142ZM145 166V165H144ZM143 166V167H144ZM158 166V165H157ZM183 166V165H182ZM39 167H41L40 165H38V167L37 168H39ZM49 167V168H50ZM62 167V166H61ZM121 167V166H120ZM146 167V166H145ZM150 167V166H149ZM160 167V166H159ZM180 167V166H179ZM186 167V166H185ZM185 167H183V168H185ZM46 168V167H45ZM64 168V167H63ZM62 168V169H63ZM108 168H110V167H108ZM141 168V167H140ZM139 168V169H140ZM158 168V167H157ZM162 168V167H161ZM174 168V167H173ZM177 167H175V169H176ZM187 168V167H186ZM13 169V168H12ZM15 169V168H14ZM27 169H28V167H27ZM35 169V168H34ZM94 169V168H93ZM159 169V168H158ZM43 170H44V168H43ZM207 170H212V173L211 172H207ZM11 171V170H10ZM9 171V172H10ZM33 171V170H32ZM40 171H41V169H40ZM45 171H48V168H46L45 169ZM98 171V170H97ZM141 171H142V168H141ZM144 171V170H143ZM226 171H235V173H236V180L234 179H232V180H228L227 179V177H228V174L229 173H226ZM8 172V173H9ZM15 172V171H14ZM18 172V171H17ZM25 174H24V173ZM34 172H35V170H34ZM51 172L48 174V175H50L51 174ZM139 172V171H138ZM182 172V171H181ZM12 173V172H11ZM29 173V172H28ZM41 173V172H40ZM171 173V172H170ZM169 173V174H170ZM173 173H175V172H173ZM233 174H234V172H232ZM14 174H16V173H14ZM19 173H18V175L19 176H21ZM29 174H31V173H29ZM43 174V173H42ZM42 174H40V175H42ZM63 174V173H62ZM70 174V173H69ZM95 174V173H94ZM137 174V173H136ZM145 174V173H144ZM11 175V174H10ZM39 175V176H40ZM91 175V174H90ZM93 175V174H92ZM138 175H139V173H138ZM166 175V174H165ZM175 175V174H174ZM12 176H14V175H12ZM27 176H28V174H27ZM32 176V175H31ZM39 176H38V178H39ZM51 176H52V174H51ZM58 176V175H57ZM65 176H66V174H65ZM175 176V177H176ZM189 176V175H188ZM187 176V177H188ZM234 176V177H235ZM240 176H242L244 179H245V185H246V188H250L251 190H253L252 191V193L253 192H255L256 190H258V192H262L259 196L257 195V194H251V195H249V197H247L246 196V193L244 192V190H243V187H242V184H240V182H239V179H238V177H240ZM22 177V176H21ZM29 177V176H28ZM27 177V178H28ZM60 177V176H59ZM69 177H71V176H69ZM93 177V176H92ZM91 177V178H92ZM163 177V176H162ZM232 177V176H231ZM14 178H17L18 179V176H17V174H16V176L14 177ZM13 178V179H14ZM26 178V177H25ZM31 178H33V177H31ZM51 178V177H50ZM62 178H64L63 176H62ZM137 178V177H136ZM168 178H170V177H168ZM180 178V179H181ZM189 178V177H188ZM21 179V178H20ZM29 180H30V177L28 178ZM36 179V178H35ZM40 179V178H39ZM56 179V178H55ZM167 179V178H166ZM165 179V180H166ZM8 180H9V178H8ZM23 180V179H22ZM25 180V179H24ZM51 180H52V178H51ZM54 180V179H53ZM11 181V180H10ZM32 181V180H31ZM49 181H50V179H49ZM67 181V180H66ZM163 181V180H162ZM244 181V180H243ZM12 182V181H11ZM57 182V181H56ZM135 182V181H134ZM139 182V181H138ZM164 182H166V181H164ZM170 182V181H169ZM4 183V182H3ZM7 183V182H6ZM8 183H9V181H8ZM15 183V182H14ZM20 183V182H19ZM40 183V182H39ZM43 183V182H42ZM45 183V182H44ZM46 183L47 184H50V182L48 183L47 182V180H46ZM137 183V182H136ZM168 183V182H167ZM178 183V182H177ZM199 183V184H198ZM5 184V183H4ZM29 184H31V182H29ZM55 184V183H54ZM138 184V183H137ZM166 184V183H165ZM169 184L170 183H168V186H169ZM215 184H217L216 186H215ZM6 185V184H5ZM9 185V184H8ZM21 185H23V184H21ZM42 185V184H41ZM1 186H3V185H1ZM12 186V185H11ZM20 186V185H19ZM19 186H17V187H19ZM31 186V185H30ZM33 186V185H32ZM37 186V185H36ZM40 186V185H39ZM38 186V187H39ZM49 186V185H48ZM51 186L52 187H54L53 186V183H51ZM56 186V185H55ZM167 186V187H168ZM194 186V185H193ZM227 186H231L228 190H222L223 192H220L221 190V187L224 189V187L226 188ZM9 187V186H8ZM7 187V188H8ZM17 187H14V188H17ZM26 187V186H25ZM50 187V186H49ZM57 187V186H56ZM134 187V186H133ZM148 187V186H147ZM163 187V186H162ZM165 187V186H164ZM187 187V188H188ZM196 187H198V186H196ZM199 187H201V186H199ZM7 188L5 189V191H7ZM11 187H9L8 189H10ZM21 188H23V186L21 187ZM30 188V187H29ZM41 188V187H40ZM51 188V187H50ZM63 188V187H62ZM191 188V187H190ZM202 188V187H201ZM254 188V189H253ZM3 189V188H2ZM12 189V188H11ZM19 189V188H18ZM24 189V188H23ZM22 189V190H23ZM31 189V191L29 192V191H27V192H29V193H31L30 194V196H31V199L30 200H35V199H38L39 200V198H41V197H37L36 196V192L38 191H36L35 193H34V190H32V188H30ZM35 189V188H34ZM37 189V188H36ZM58 189L60 190L61 188H59L58 187ZM163 189V188H162ZM161 189V190H162ZM227 189V188H226ZM245 189V188H244ZM50 190V189H49ZM52 190H53V188H52ZM54 190H55V187H54ZM57 190V189H56ZM55 190V191H56ZM167 190V189H166ZM169 190V189H168ZM183 190V191H184ZM194 190H196V189H194ZM204 190V189H203ZM206 190H208V189H206ZM255 190V191H254ZM5 191H3V192H5ZM8 191H10V190H8ZM150 191V190H149ZM174 191V190H173ZM189 191V190H188ZM11 192V191H10ZM171 192H172V190H171ZM185 192H186V190H185ZM206 192V191H205ZM50 193V192H49ZM62 193V192H61ZM96 193V192H95ZM157 193V192H156ZM10 194H12V193H9V195ZM39 194V193H38ZM163 194H165V193H163ZM248 194H250V193H248ZM7 195V194H6ZM9 195L7 196V197H9ZM26 195V194H25ZM41 195V194H40ZM137 195V194H136ZM159 195V194H158ZM27 196V195H26ZM30 196H29V198H30ZM41 196H44V195H41ZM140 196V195H139ZM47 197V196H46ZM49 198H52V196L49 194V196H48ZM58 197V196H57ZM124 197H127L126 195L124 196ZM137 197V196H136ZM74 198V197H73ZM65 199V198H64ZM128 199V198H127ZM138 199V198H137ZM16 200V199H15ZM49 200H51V199H49ZM66 201V200H65ZM68 201V200H67ZM161 201H159V202H161ZM37 202V201H36ZM42 202V201H41ZM40 202V203H41ZM60 202V201H59ZM58 201H57V198H56V196L54 197V199L52 200V201H50V205H49V207L50 208H53V210L54 211H56V212H58V213H62V214H65V212L66 211H69V210H65V208H66V203H65V205L63 206L62 204H60ZM14 203H16V201L14 202ZM45 203V202H44ZM43 203V204H44ZM69 203V202H68ZM71 203V202H70ZM158 203V202H157ZM242 203H244V204H242ZM64 204V203H63ZM195 204V205H194ZM70 205H72V204H70ZM69 206V205H68ZM140 206H138L139 208H140ZM189 206H193V207H191V208H189ZM196 206V208H198V210L200 211L199 213L200 214H198V213H195V212H193V211H190L192 208L194 209V207ZM41 207V206H40ZM48 207V206H47ZM150 207V208H149ZM154 207V206H153ZM152 207V208H153ZM69 208V207H68ZM40 209V208H39ZM46 209V208H45ZM49 209V208H48ZM67 209V208H66ZM70 209V208H69ZM156 209V210H155ZM192 209V210H193ZM7 210V209H6ZM9 210V209H8ZM197 210V209H196ZM197 210V211H198ZM141 211V210H140ZM37 212V211H36ZM53 212V211H52ZM34 213V212H33ZM68 213V212H67ZM144 213V212H143ZM143 213H141V214H143ZM32 214V213H31ZM159 214V213H158ZM46 215V214H45ZM45 215H44V212L42 213V212H37V213H35V214H32V216H31V219L33 220V222H35V224L36 225H34L33 227H31L32 229V232H30V233H32L33 235L36 233H38V235H39V233L42 235V237L43 236H45V235H47V233L48 232H53L54 231V229H56V231H59L58 229L60 228V231L61 230H63V233H65L66 235H69V237H71V238H73V239H75V237L73 236V235H75L74 233H75V230H73V226H72V224H65V225H60V223H58V222H53V221H51V223H49L48 221H49V219L51 218H46L45 217ZM61 215V214H60ZM189 215H192L191 217H189ZM157 216V215H156ZM159 216V215H158ZM8 217V216H7ZM53 217V216H52ZM133 217V216H132ZM150 217H151V215H150ZM149 217V218H150ZM134 219H136V217L134 216L133 217ZM133 218H132V220H133ZM148 218V219H149ZM52 219V218H51ZM55 219V218H54ZM57 219V218H56ZM156 219H158V218H156ZM161 219V220H162ZM60 221V220H59ZM162 221V222H163ZM38 222H40V223H43L44 224V227L42 228V227H38L37 225H38ZM136 222H140V221H136ZM63 224H64V222H62ZM66 223V222H65ZM142 223V222H141ZM144 225L146 224L147 226H148V224L147 223H143ZM150 224H152V223H150ZM160 224V223H159ZM154 225H155V223H154ZM153 225V226H154ZM40 226H41V224H40ZM48 226H51V227H53L54 229L52 230V229H49V227ZM62 226V227H61ZM141 226H142V224H141ZM141 226H140V228H141ZM142 227H144V226H142ZM150 227H151V225H150ZM150 227H149V229L148 230H150ZM157 227V226H156ZM75 228V227H74ZM146 228V227H145ZM148 228V227H147ZM146 228V229H147ZM153 228V227H152ZM155 228V227H154ZM160 228V227H159ZM158 228V229H159ZM29 229H30V227H29ZM29 229H28V231H29ZM25 230H26V228H25ZM187 230V229H186ZM208 230V231H207ZM225 230V229H224ZM27 231V230H26ZM27 231V232H28ZM151 231V230H150ZM157 231V230H156ZM156 231H154V232H156ZM27 232H25L28 236L30 235V233L28 234ZM162 232H161V234H162ZM188 232H189V229H188ZM58 233V232H57ZM56 233V234H57ZM62 233V232H61ZM60 233V234H61ZM215 233V236L213 235ZM17 234V233H16ZM51 234V233H50ZM53 234H55V231H54V233ZM150 234H152V232L150 233ZM154 234V233H153ZM209 234V235H208ZM77 235V234H76ZM185 235H186V233H185ZM189 235V234H188ZM27 236V237H28ZM30 236H32V235H30ZM55 236V235H54ZM145 236H147V235H145ZM164 236V235H163ZM197 236V235H196ZM38 237V236H37ZM40 237V236H39ZM49 237V236H48ZM53 237V236H52ZM56 237V236H55ZM62 237V236H61ZM61 237L59 238V239H61ZM221 237V236H220ZM223 237V236H222ZM54 238V237H53ZM58 238V237H57ZM141 238V237H140ZM170 238V237H169ZM200 238V237H199ZM46 239V238H45ZM59 239H55V240H58L59 241ZM65 239V238H64ZM143 239V238H142ZM52 240V239H51ZM54 240V241H55ZM67 240V238L65 239V241ZM194 240V239H193ZM196 240H199L198 238L196 239ZM202 240V239H201ZM249 240H252L253 241V244H251V246H249V247H247L246 246V241H249ZM46 241V240H45ZM70 241V240H69ZM72 241V240H71ZM82 241V240H81ZM42 242V241H41ZM40 242V243H41ZM49 242V241H48ZM48 242H46V243H48ZM62 242H64V241H62ZM195 242V241H194ZM38 243V242H37ZM55 243V242H54ZM60 243V242H59ZM69 243H71V242H69ZM81 243V242H80ZM208 243V242H207ZM248 243V242H247ZM34 244V243H33ZM53 244V243H52ZM56 244H57V242H56ZM79 244V243H78ZM194 244L195 243H193V246H194ZM45 245V244H44ZM50 245V244H49ZM71 245H72V243H71ZM75 245V244H74ZM83 245H86V244H83ZM208 245H210V244H208ZM210 245V246H211ZM227 245V244H226ZM248 245V244H247ZM34 246V245H33ZM36 246V245H35ZM46 246H48V245H46ZM53 246V245H52ZM66 246V245H65ZM68 246V245H67ZM197 246V245H196ZM199 246V245H198ZM204 246V245H203ZM259 246V247H260ZM40 247V246H39ZM77 247V246H76ZM84 247V246H83ZM202 247V246H201ZM34 248V247H33ZM42 248V247H41ZM64 248V247H63ZM71 248H72V246H71ZM70 248V250H72L73 248H74V246H73V248L71 249ZM78 248V247H77ZM85 248V247H84ZM194 248H196L195 246H194ZM258 248V247H257ZM47 249L49 250V247H47ZM68 249V248H67ZM66 249V250H67ZM76 249V248H75ZM80 249H83V248H80ZM202 249V248H201ZM231 249V251H229ZM255 249V248H254ZM38 250V249H37ZM45 251H47L46 249H44ZM69 250V249H68ZM70 250H69V252H70ZM77 250V249H76ZM196 250V249H195ZM210 250V249H209ZM235 250V251H234ZM252 250V251H251ZM256 250V249H255ZM258 250V249H257ZM44 251V252H45ZM59 251V250H58ZM200 251V250H199ZM203 251V250H202ZM207 251H208V249H207ZM61 252H63V251H61ZM67 252V251H66ZM79 252V251H78ZM201 252V251H200ZM209 252V251H208ZM207 252V253H208ZM230 252V253H229ZM254 252V251H253ZM74 253V252H73ZM212 253V252H211ZM218 253V252H217ZM232 253V254H231ZM47 254V253H46ZM51 254V253H50ZM63 254H65V253H63ZM70 254V253H69ZM210 254V253H209ZM45 255V254H44ZM50 256V255H49ZM60 256H62V255H60ZM219 256V255H218ZM229 256V257H230ZM51 257V256H50ZM208 257V256H207ZM206 257V258H207ZM217 257V256H216ZM219 257H217V259H218ZM55 259V258H54ZM221 258L219 259V260H222ZM232 259V258H231ZM208 260H209V258H208ZM210 260H211V258H210ZM213 260V259H212ZM226 260V259H225ZM259 260V261H258ZM206 261V260H205ZM230 261V260H229ZM263 261H264V258H263ZM63 262V261H62ZM212 263V262H211ZM223 263V262H222ZM64 264V263H63ZM207 264H210V263H208L207 262ZM227 264V263H226ZM229 264H231V263H229ZM234 264H236V263H234Z\"/></svg>","mask_w":264,"mask_h":264}]
</instances>
